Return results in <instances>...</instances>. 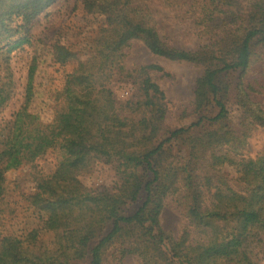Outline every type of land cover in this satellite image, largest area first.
I'll list each match as a JSON object with an SVG mask.
<instances>
[{
	"label": "trees",
	"instance_id": "trees-1",
	"mask_svg": "<svg viewBox=\"0 0 264 264\" xmlns=\"http://www.w3.org/2000/svg\"><path fill=\"white\" fill-rule=\"evenodd\" d=\"M58 1L0 0V113L28 51L22 102L0 128V264H264V148L247 150L264 128V27L253 25L264 0H106L35 37L38 7ZM164 13L202 45L172 46L160 35ZM133 40L202 68L191 121L156 125L168 106L152 73L163 69L127 70ZM112 81L131 82L130 96L117 99ZM47 109L45 142L23 158L21 141ZM95 163L113 173L111 186L88 184ZM169 202L183 219L178 236L161 224Z\"/></svg>",
	"mask_w": 264,
	"mask_h": 264
},
{
	"label": "rangeland",
	"instance_id": "rangeland-1",
	"mask_svg": "<svg viewBox=\"0 0 264 264\" xmlns=\"http://www.w3.org/2000/svg\"><path fill=\"white\" fill-rule=\"evenodd\" d=\"M105 4L106 0H59L54 5L42 10L44 6L42 3L41 6L38 7V9L41 8V12L37 15L38 17L34 22L32 33L38 38H42L46 32L52 35L59 28L71 25L72 22L80 18V10L82 8L96 9ZM168 19L169 16L165 13L158 18L159 21L162 20L164 23L160 35L169 41L172 46L179 49L194 51L199 45H202V41L198 37L185 34L183 29L177 28L174 23L167 24L166 22ZM253 25L257 28H263L264 19L254 20ZM125 53L124 66L127 70H133L137 67L146 65H157L163 69L162 73H152L153 79L165 93L168 106V111L165 113V116L156 121V125L159 126L160 130L164 132L170 131L191 121V114L194 110L195 84L197 79L202 75V68L189 63L170 62L164 58L154 56L138 40L131 41ZM27 55L28 51L22 52L19 56L21 62H16L14 65L17 83L16 93L13 99L0 113V128L4 123L11 120L12 115L19 109L22 102L26 79L25 59ZM47 77L51 78V82L54 86H57L60 76L55 72V69H49ZM109 88L112 89L117 99L125 100L130 96L132 83L112 81L109 83ZM53 114V109H47L42 113L39 124L30 134L22 139L20 154L23 158L28 157L35 149L44 144L46 138L43 134V126L49 123ZM247 144L249 155L255 157L264 148V128H257L254 130L250 134ZM166 158L167 155L165 153L159 154L155 158V163H162ZM113 181V173L99 163H95L91 174L87 177V182L93 189L109 187L112 185ZM25 185H27V183L23 182L20 185L15 184L12 188L14 190H19ZM161 224L165 231L175 236L181 233L183 219L179 210L173 203H167L164 208L161 216ZM109 264H115V262H110ZM121 264L141 263L136 257H127Z\"/></svg>",
	"mask_w": 264,
	"mask_h": 264
}]
</instances>
